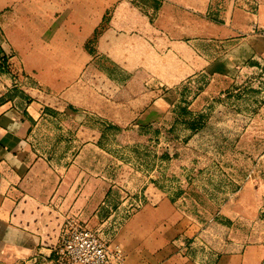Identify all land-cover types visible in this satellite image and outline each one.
<instances>
[{
	"label": "rangeland",
	"instance_id": "obj_1",
	"mask_svg": "<svg viewBox=\"0 0 264 264\" xmlns=\"http://www.w3.org/2000/svg\"><path fill=\"white\" fill-rule=\"evenodd\" d=\"M39 2L50 5L58 56L34 66L56 67V82L0 75V103L23 112L37 104L34 150L82 179L71 187L66 233L79 225L114 246L130 216L169 200L200 228L178 240L183 257L214 264L231 252V225L253 228L230 208L264 182L260 18L240 25L232 15H256L257 1ZM263 209L247 216L251 226Z\"/></svg>",
	"mask_w": 264,
	"mask_h": 264
},
{
	"label": "crops",
	"instance_id": "obj_2",
	"mask_svg": "<svg viewBox=\"0 0 264 264\" xmlns=\"http://www.w3.org/2000/svg\"><path fill=\"white\" fill-rule=\"evenodd\" d=\"M256 1V15L242 9H236L232 15L234 23L240 25L245 23L238 19L253 22L260 18L261 72L264 0ZM48 15L50 5H41L39 0H0L1 76L6 79H10L9 75L29 76L45 87L54 86L56 67L40 73L34 66L35 58L58 56L57 41L49 36L52 29L55 31V24L50 25ZM71 52L72 45L68 48L69 56ZM60 79L63 85V77ZM14 105L0 103V264H28L35 256L50 254L60 246L66 234L65 225L72 218L65 211L71 187L75 181L82 182L72 178L73 168L59 172L34 150L30 137L40 117L38 105L30 104L25 112ZM257 184L263 186L264 182L260 179V183L254 184L258 189L253 188V195L236 200L230 208L231 215L253 229L239 230L231 225L228 234L231 252L220 256L214 264H264V217L260 216V224L255 226L250 225L247 217L254 214L257 206H264ZM199 232V226L171 201L161 200L143 207L122 224L112 242L121 248L124 259L122 262L112 259L110 264H201L178 251V240L195 238Z\"/></svg>",
	"mask_w": 264,
	"mask_h": 264
},
{
	"label": "built area",
	"instance_id": "obj_3",
	"mask_svg": "<svg viewBox=\"0 0 264 264\" xmlns=\"http://www.w3.org/2000/svg\"><path fill=\"white\" fill-rule=\"evenodd\" d=\"M112 259L118 262L124 259L118 245L111 247L96 233L75 225L60 246L50 254L35 256L28 264H110Z\"/></svg>",
	"mask_w": 264,
	"mask_h": 264
}]
</instances>
